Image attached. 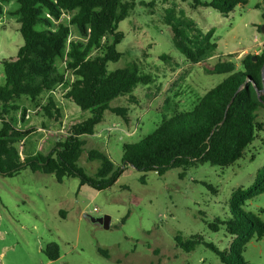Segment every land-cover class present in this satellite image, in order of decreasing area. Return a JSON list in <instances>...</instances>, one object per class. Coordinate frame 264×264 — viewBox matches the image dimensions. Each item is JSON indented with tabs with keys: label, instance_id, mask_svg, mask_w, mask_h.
Listing matches in <instances>:
<instances>
[{
	"label": "rangeland",
	"instance_id": "1",
	"mask_svg": "<svg viewBox=\"0 0 264 264\" xmlns=\"http://www.w3.org/2000/svg\"><path fill=\"white\" fill-rule=\"evenodd\" d=\"M132 8L119 30L123 41L117 46L121 58L109 63L108 70L136 63L150 76L149 84H139L131 94L113 100V110H127V120L108 110L92 136L83 138L78 161L88 176L94 177L100 166L90 161L88 153L106 154L116 167L122 165L124 144L137 143L155 132L162 115L174 111L190 112L197 101L226 78L209 72L227 52H233L237 69L245 55H258L251 48L254 38L264 41V18L257 4L247 0L222 15L210 8L195 7L188 0H122ZM18 4H3L0 18V87L4 85L1 61L15 59L23 38L19 32ZM195 23L202 33L213 31L216 53L206 61L192 64L175 48L168 12ZM65 13L54 22L69 26L68 41L86 42ZM109 38L103 39V45ZM100 54L94 50L91 57ZM220 58V59H219ZM67 57L57 62L65 74V84L43 93L32 102L28 97L18 101L20 109L11 112L15 126L31 130L16 144L21 156L34 155L38 149L48 153L56 140L64 139L73 124L90 117L66 98L76 79L66 67ZM53 99L60 109L59 120L44 116L43 107ZM26 110L24 121L22 111ZM259 121L264 122V114ZM1 128V123H0ZM258 137L233 166L220 168L201 164L186 170L172 169L159 176L126 166L116 183L102 191L80 186L77 178L58 183L53 175L33 173L26 169L13 177L0 175V264H219L218 258L203 246L186 252L176 245V238L186 241L200 236L223 250L230 236L224 227L212 232L208 224L229 216L227 202L231 193L254 183L256 172L264 164V143ZM207 186L212 187V193ZM246 212L264 219V194L246 202ZM109 218L105 229L98 219ZM56 243L60 257L50 261L44 249ZM245 264H264V237L252 240L243 253Z\"/></svg>",
	"mask_w": 264,
	"mask_h": 264
},
{
	"label": "trees",
	"instance_id": "2",
	"mask_svg": "<svg viewBox=\"0 0 264 264\" xmlns=\"http://www.w3.org/2000/svg\"><path fill=\"white\" fill-rule=\"evenodd\" d=\"M0 0V18L3 4ZM195 7L210 8L222 15L236 7H245L247 0H188ZM19 32L23 45L15 59L3 60L4 85L0 87V175L13 177L23 170L53 175L58 183L64 178H77L80 186L102 191L113 186L124 173L126 166L136 171L155 172L162 176L172 169L186 170L201 164L220 168L233 166L245 155L249 146L264 136V43L261 52L245 55L237 69L235 56H219L209 71L226 78L201 97L190 112L174 111V115H162L155 132L133 144H124L122 165L116 167L112 160L97 150L88 153L90 161L100 163L95 176H88L78 166L82 154L83 138L92 136L96 127L110 110L127 120V110L111 109L109 104L120 96L129 95L139 84H149L151 78L142 73L136 63L114 71L109 63L121 58L117 46L124 33L119 24L126 19L132 6L122 0H16ZM65 13H73L69 24L75 26L86 42L68 41L69 26L54 22ZM166 23L171 28L175 48L192 64L206 61L217 50L213 31L202 33L193 21L176 18L168 12ZM108 37L109 42L102 43ZM100 54L91 57L94 50ZM217 54V53H216ZM67 57L66 67L76 79L70 85L66 98L90 117L73 124L64 139L56 140L48 153L40 152L21 158L16 144L31 134L15 126L11 112L20 109L18 101L28 97L32 102L43 93L65 84V74L57 68V62ZM44 116L59 120L60 109L53 99L43 107ZM23 109L21 120L24 121ZM264 143V137L261 140ZM212 192L216 191L207 186ZM264 194V164L256 172L254 183L235 189L228 199L229 216L216 218L208 224L212 232L224 227L230 236L228 247L221 250L200 236L183 241L176 238V245L186 252L197 246L210 250L219 264H245L243 253L252 240L264 237V219L253 212H246V202ZM50 261L59 259L56 243L43 251Z\"/></svg>",
	"mask_w": 264,
	"mask_h": 264
},
{
	"label": "crops",
	"instance_id": "3",
	"mask_svg": "<svg viewBox=\"0 0 264 264\" xmlns=\"http://www.w3.org/2000/svg\"><path fill=\"white\" fill-rule=\"evenodd\" d=\"M258 7L260 8V10H261V15H262V17L264 18V0H262L260 3L257 4L256 8H258ZM260 30H261V32H263L262 29H260ZM263 33H264V32H263ZM263 43H264L263 40H258V39L255 37V38H254V44L252 45L251 48H256V49L258 48V49H259V52H260ZM232 53H233V52H227V54H224V55H229V54H232Z\"/></svg>",
	"mask_w": 264,
	"mask_h": 264
},
{
	"label": "water",
	"instance_id": "4",
	"mask_svg": "<svg viewBox=\"0 0 264 264\" xmlns=\"http://www.w3.org/2000/svg\"><path fill=\"white\" fill-rule=\"evenodd\" d=\"M262 31L264 32V27H262ZM253 61H256V57L255 56L253 57ZM263 77H264V66H263ZM263 84H264V79H263ZM97 222H99L100 224H102L105 229H108L109 226H110L109 225V218L108 217H104L102 219H98Z\"/></svg>",
	"mask_w": 264,
	"mask_h": 264
}]
</instances>
